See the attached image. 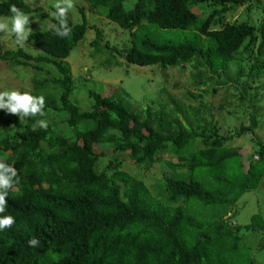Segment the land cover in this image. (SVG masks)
<instances>
[{
    "label": "trees",
    "instance_id": "obj_1",
    "mask_svg": "<svg viewBox=\"0 0 264 264\" xmlns=\"http://www.w3.org/2000/svg\"><path fill=\"white\" fill-rule=\"evenodd\" d=\"M83 1L129 32L130 45L122 50L102 44L97 29L92 46L107 65L120 64L118 56L139 66L189 63L196 86L209 91L203 85L231 80V62L250 52L246 75L254 82L264 77V15L257 26L227 19L237 7L250 10L252 0ZM10 5L49 16L25 0H0V18L11 16ZM199 6L206 8L203 14ZM65 20L67 37L52 27L31 31L26 41L43 53L24 47L0 51V61L13 67L41 71L49 65L57 71L34 80L30 95L44 97L43 116L19 118L0 109V155L7 154L0 162L12 166L13 180L18 178L0 213L14 221L0 230V264H258L226 209L212 212L190 204L195 199L207 208L229 206L256 188L264 174V142H257L260 164L245 170L239 148L226 144L218 124L204 119L203 126L193 125L196 113L176 98L171 112L151 106L135 111L124 89L108 96L90 90L94 103L83 110L71 99L75 82L67 59L91 26L84 13L81 22L68 14ZM243 74L239 67L237 77ZM46 112H67L69 118L42 129L37 121ZM256 125L253 118L237 134L250 132L254 139ZM96 144L129 152L146 170L165 154L173 156L164 161L174 173H164L159 184L164 201L156 200L143 180L120 169L108 172L111 163L98 172L103 154L95 151ZM246 228L264 234V216L255 215ZM31 238L39 241L36 247L28 245Z\"/></svg>",
    "mask_w": 264,
    "mask_h": 264
},
{
    "label": "rangeland",
    "instance_id": "obj_2",
    "mask_svg": "<svg viewBox=\"0 0 264 264\" xmlns=\"http://www.w3.org/2000/svg\"><path fill=\"white\" fill-rule=\"evenodd\" d=\"M32 7H43L48 17H43L40 12L25 13L30 20V31L45 30L53 26L52 18H55L54 4L63 0H25ZM72 8L66 10L73 22H81L83 13L86 15L90 28L85 38L73 49L68 57L69 65L75 82L71 99L74 100L83 110L89 109L94 101L89 95L90 90L108 96L114 91L124 89L128 92V104L135 111H141L146 106H151L154 110L165 108L171 112L174 103L171 98H176L178 104L191 108L193 115V125L203 126L204 119L218 124L220 131L227 136L226 144L239 148L245 165V170L250 163L260 164L257 152V142H264V77L254 82L246 75L253 59L249 57L250 52H244L229 67V80L226 83L216 85L214 80H210L208 85H203L209 91H203L196 86V79L193 77L195 69L189 63L182 67L162 68L160 66H139L125 63L123 57L118 56V65H107L103 63L105 55L96 53L92 41L96 38V31H101L102 44L108 43L122 50L130 45V36L127 30L122 29L106 17L100 16L92 10L83 0H71ZM250 10L245 7H237L233 12L228 13L227 19L234 21H248L256 26L263 18L264 0H252ZM200 14L206 11L205 7H198ZM83 12V13H82ZM11 16L0 18V22H8L9 28ZM24 47L33 53H43L25 41L23 46L15 43V37L10 32H0V51L11 50ZM115 59L112 58V61ZM239 67L244 69V74L237 77ZM43 77H54L57 71L44 66V69L37 71L33 66L13 67L0 61V92L16 90L30 94L35 91L34 80ZM44 77V78H45ZM224 77L222 80H225ZM248 85L250 87L248 88ZM201 93V95H198ZM197 94V96H194ZM193 117V116H192ZM69 118L67 112H46L42 119L49 123L63 124ZM253 118L257 125L254 129V139L250 132L237 134L241 126H249ZM197 119V120H196ZM73 137L72 134H67ZM74 138V137H73ZM96 152L103 154L96 163V170L101 172L107 170L111 163L112 168L120 169L128 174L141 179L151 191L152 196L159 202L164 201L165 195L159 187L160 180L164 173L170 175L173 169L164 160L174 158L165 154L163 160L155 163L149 170L136 166L135 161L130 157L129 152L114 153L112 148L106 144H96ZM7 154L0 155V160ZM176 160V159H175ZM192 207L200 210H212L218 212L227 211L231 215L232 221L241 227L240 235L243 238L244 247L256 257L258 264H264V234L254 232L246 228L253 221L255 215L264 216V174L254 189L246 191L241 197L229 206L204 207L191 200ZM261 240L263 243L261 245Z\"/></svg>",
    "mask_w": 264,
    "mask_h": 264
},
{
    "label": "clouds",
    "instance_id": "obj_3",
    "mask_svg": "<svg viewBox=\"0 0 264 264\" xmlns=\"http://www.w3.org/2000/svg\"><path fill=\"white\" fill-rule=\"evenodd\" d=\"M55 12L53 15L59 21V26H51L54 33L60 37H67L70 32V28L66 26V10L72 8L71 0H63V3L54 4ZM9 12L11 13L9 28L8 22H0V32H10L15 37V43L23 46V43L28 39L31 34L29 17L19 10L14 5L9 6ZM45 101L43 96L34 97L27 92L21 93L16 90L0 92V109L6 110V113L18 114L19 118L23 117H35L38 114L44 115ZM38 125L42 129L47 128V122L44 120H38ZM16 170L3 162H0V213L4 212L5 205L7 203L5 197L8 194V190L14 183H18ZM13 217L11 215L0 216V230L6 227H11L13 224ZM30 247H36L39 241L36 238L28 240Z\"/></svg>",
    "mask_w": 264,
    "mask_h": 264
}]
</instances>
